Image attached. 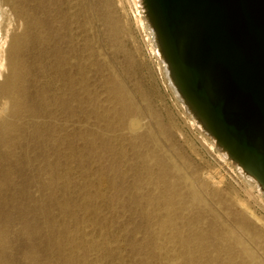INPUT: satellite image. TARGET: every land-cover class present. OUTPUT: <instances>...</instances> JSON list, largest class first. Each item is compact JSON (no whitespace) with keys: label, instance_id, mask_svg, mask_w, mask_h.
<instances>
[{"label":"rangeland","instance_id":"obj_1","mask_svg":"<svg viewBox=\"0 0 264 264\" xmlns=\"http://www.w3.org/2000/svg\"><path fill=\"white\" fill-rule=\"evenodd\" d=\"M0 2V264H264V202L192 121L140 0Z\"/></svg>","mask_w":264,"mask_h":264},{"label":"water","instance_id":"obj_2","mask_svg":"<svg viewBox=\"0 0 264 264\" xmlns=\"http://www.w3.org/2000/svg\"><path fill=\"white\" fill-rule=\"evenodd\" d=\"M176 84L264 187V0H143Z\"/></svg>","mask_w":264,"mask_h":264},{"label":"bare ground","instance_id":"obj_3","mask_svg":"<svg viewBox=\"0 0 264 264\" xmlns=\"http://www.w3.org/2000/svg\"><path fill=\"white\" fill-rule=\"evenodd\" d=\"M140 1L142 3V7L144 8L143 11L145 10L147 21H150V23L152 24V22L149 18V15L147 13V10L144 6L143 0H140ZM10 24H11V17L8 15V12L4 8V5L2 4V2H0V77H3L5 69L8 68V66H9L11 69V76L9 77V79L5 83L6 90L8 93H11L13 91L15 79H16V75H17V63L14 60V57L13 56L11 57L9 64L7 62V52H8V48H9V32H10L9 26H10ZM152 26H153V24H152ZM153 29H154V33H155L154 35L156 36V38L158 40V47L156 49V52L159 55V57L162 59V65L164 64V66H163L164 70L166 71L167 75L170 78V81H171V84H172V87H173L175 93L182 99V101L189 108L192 121L194 122V124H196L198 126V128H200L202 131H204L208 135L209 139L211 140L210 144L212 145V147L214 149H216L218 151L219 157L226 164L232 165V167L234 168V171H236L239 178L244 183H246L247 185L256 189L259 192L261 199L264 202V187L261 185V183L253 175H251L249 172H247L244 169V167L241 166L236 160H234L231 157V155L216 141V139L209 133L208 129L205 126V123L200 119V117L194 111L192 106L188 103V101L181 94V92H180V90L176 84V81L173 78L171 67H170L169 63L167 62L166 57L163 53V50H162V47H161V44H160V41L158 38V34H157L154 27H153ZM154 46H155V44H154ZM17 47H18L17 41H15V43L13 44V47H11L12 51L15 52ZM132 123H134V122H132ZM134 124H136V123H134ZM135 127H137V126H135ZM131 128H133V127H131ZM232 238L238 244H241L234 235H232ZM241 249H242V252L246 256L247 259H249L250 261H255L254 255L248 249H246L245 247H241Z\"/></svg>","mask_w":264,"mask_h":264}]
</instances>
